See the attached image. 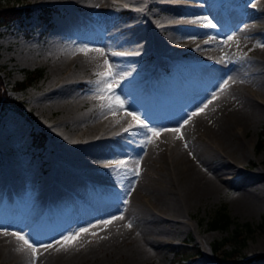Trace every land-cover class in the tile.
<instances>
[{"label":"rangeland","instance_id":"obj_1","mask_svg":"<svg viewBox=\"0 0 264 264\" xmlns=\"http://www.w3.org/2000/svg\"><path fill=\"white\" fill-rule=\"evenodd\" d=\"M77 1L78 3L73 0H2L6 4L30 6L31 11L20 19L0 26V178L11 183L13 188H21L23 194L30 197V202L41 194V205L45 207L46 218L36 221L37 223H28L24 208L19 207L17 213L10 212L0 221V231L10 236L18 233L19 236H14L19 238L25 235L34 237L36 233L34 238L37 240L33 239L34 242H39L36 244L49 239L56 243H53L56 245L53 246L56 251L69 248L76 252L74 258L71 257L72 260L67 259L69 262L65 259L63 262H53L54 264H179L172 247L184 240L190 242L189 246L196 244L199 248V254L191 258L190 264H264V255L260 256L264 254V192L260 186L264 181V136L261 134L264 110L249 120L247 125L238 123L242 125H236L237 128L233 130L236 136L233 140L241 139L243 142L245 150L242 155L226 156L229 147H226V143L218 141L214 128L202 126L192 133L191 139L211 148L204 156V167L215 165L213 168H217L225 156L227 163L235 168L234 171L225 170L218 173L220 175L215 178V189L209 195L202 194L192 198L186 196L184 181L180 176L177 178L171 173L173 163L169 161L172 154L170 159L167 150L172 146V142L170 145L166 144V154H161L159 158L154 156L147 167L140 164L136 166L131 159L132 151L143 150L146 143H149L148 139L164 140L163 132L170 130L171 122H174L172 120L179 119L181 124L184 120L189 122L190 118L187 116L190 117V112L201 110L200 103L197 102L201 99V91L196 87L198 67L195 65L196 61L189 58L190 44L196 46L198 53H208L207 61L226 68L264 53V18L257 24H252L249 20L252 25H247L251 17L264 14V0H185L198 3L196 9L200 17L204 16L216 27H208L207 30L211 33L205 34L206 32L202 31L207 27L201 26L202 29L193 32V38H190V42L188 40L189 44L184 42L183 37L172 39L166 53L156 38L166 37L165 34L169 33L168 28L173 26L174 20L170 15L173 12L160 0L148 6L147 2L143 3L142 7L134 1L108 4L106 0H88V6L84 0ZM43 7L49 8L47 17L43 15ZM108 11L111 12V20L115 24L121 25L133 19L141 20V31L144 35L140 37V43L130 39L126 42L119 37L111 38L113 41H108L106 46L107 52L109 51L107 55L101 54V44L96 43L95 46L100 48L97 49L100 55L92 59V48L83 34L87 27L95 25L94 29L105 36L108 26L100 24V27H96L95 18L101 21L103 14ZM163 18L168 25H163L162 35L157 29L161 27L158 24ZM121 31L124 32L125 28L116 32ZM150 36H153L154 42ZM229 36L232 39H228ZM205 45L208 48L203 49ZM138 51L141 54L137 55ZM113 53L127 54L125 62L119 64ZM35 67H41L42 74L33 78L25 87H17L16 82L25 76L26 69ZM64 80L66 82L62 83ZM132 82H137L138 86L144 89L143 94L118 96L119 101L123 102L121 107L117 96H112L113 91L109 89L119 90L124 83ZM59 88H62L63 98L67 97L68 102L64 101L65 99H56L55 92ZM209 91L207 93L212 95L216 89ZM74 99L75 105H71L74 108L68 111L67 105ZM230 110L226 111L227 114ZM185 112H188L187 116L184 115ZM126 113L130 118H134V113L139 119L134 118L130 125L119 122L117 126L122 128L117 131L112 130L113 128L109 131L101 130V140H89L90 142L83 143L82 147H91V144L98 140L105 142L106 148L102 144L99 154L91 156L87 150L80 148V153H83L80 161H70L71 153L68 149L71 146L68 140H64L66 137L63 133H68L67 138L70 135L78 136L81 131L98 124L104 117H108L113 123L114 118ZM140 122L161 130L154 135L144 128L147 132L146 139L142 138L136 127L130 133L133 124ZM39 133L44 134L42 142L35 141L34 136ZM60 133L62 137L58 138ZM120 135L123 145L121 142H113ZM129 143L132 145L127 147ZM113 146L118 149L114 150ZM122 147H127L130 151L122 152L119 150ZM50 175L56 176L59 185H49L44 181L42 183L41 179ZM130 177L142 180L141 191L130 201L123 200L119 193L118 199H114L115 191L120 192L123 181ZM162 177H166L168 181L175 206L182 205L179 215L169 211L161 212L154 206L158 201L153 196V188L162 181ZM168 177H171L173 184L169 182ZM81 183L86 186L80 187ZM74 186H78L80 190ZM55 187L76 194L75 198L69 197L70 204L59 211L58 217L53 215L52 206ZM247 192L254 194L257 200L252 209L243 206ZM1 194L3 195L2 189ZM124 206L134 207L137 221L148 222L152 212L157 217L156 229H159L162 237L156 250L150 253L142 252L135 234L129 233L133 236L131 237L126 233L125 240L121 237L116 241L107 236L108 231L116 225L117 220L119 221V208L123 209ZM220 206L226 208L232 223L224 229L208 227V220ZM145 207L148 212L143 211ZM58 218L60 219L55 225L50 226L52 220ZM46 219L50 221L49 225L45 223ZM245 223L251 226V230L245 229ZM24 227L32 231V234L28 232L31 236L26 234ZM81 228L86 231H80ZM68 235L74 239L65 241L63 237ZM218 242L224 244L218 247L217 252L232 249V259L221 261L216 258L212 248L213 244H219ZM0 264L12 262L0 257Z\"/></svg>","mask_w":264,"mask_h":264},{"label":"bare ground","instance_id":"obj_2","mask_svg":"<svg viewBox=\"0 0 264 264\" xmlns=\"http://www.w3.org/2000/svg\"><path fill=\"white\" fill-rule=\"evenodd\" d=\"M67 1H69V0H67ZM73 1H74V3H78L77 0H73ZM95 1H97V0H95ZM122 1H124V2L125 1H134V2H137L141 7L143 6L142 4L143 3L146 4V2H147V6L150 3L157 2V0H106V3L115 4L116 2L121 3ZM160 1L162 3H164L165 6H168L170 11L173 12L170 15L174 20L173 26H170L168 28L169 33L165 34L167 38L165 36H164V38H163V36H160V39L156 38L157 40L160 41V44H162L165 53H166V49L171 45L172 39L174 40L176 37H181V39H182V37H183L184 42H186V44H189V42L191 40L190 38L194 35L193 32H196V31L202 29L201 26L203 28H206L203 25L210 23L209 22L210 20L205 19L204 16L200 17V13H198V10L196 9V6H198V3H194L191 1H185V0H160ZM81 2H83V0H81ZM84 2H86L85 5H87V6H88V4H90L88 2V0H84ZM87 2H88V4H87ZM92 5H93V3H92ZM179 6H182V7H179ZM83 7H84V5H83ZM88 9H87V11H88ZM95 9H96V7H95ZM149 9H150V7H149ZM90 11H91V9H90ZM93 12H95V11H93ZM98 12H99V10H98ZM103 15L104 16H102L103 19H101V21L95 18V22H96V27H100L101 26L100 24H105L108 26V30H107L108 32L107 33L105 32L106 33L105 36L102 35L101 33H98L94 29L95 25L94 26L90 25V27H87V29L84 31V34H83L84 39H86V41L89 43V47L92 48V49H90L91 50L90 54L92 53V55H91L92 59L97 58L98 54L100 55L99 51L97 50L100 48L97 47L98 45L95 46L96 43L101 44V50H102V51L100 50L101 54L107 55V54H109V51L107 52L106 46H107V43L109 44L108 41H110L111 38L113 39V38L119 37V38L123 39V41L126 40V42H128L129 39L132 40L133 42L134 41L139 42V39H141L140 37L142 35H144L143 31H141V27H143V22L141 20L138 21L136 19H133V20H129L127 23L120 25V23L115 24L112 22L111 12H109V11L105 12ZM105 15H106V17H105ZM170 15H168L169 19H170ZM99 16H101V15H99ZM213 17L215 19L216 16H213ZM251 18L252 19L247 18L248 21L250 20L252 24L253 23L257 24L259 20L264 18V14L263 15L258 14L254 17H251ZM160 20L161 21L158 25L161 27L157 30H159V32L162 33V30L164 29L163 25H166L167 21L164 18L160 19ZM197 20H200L201 22H197ZM250 21H249V23H250ZM249 23L247 25H252L251 23L250 24ZM167 25H168V23H167ZM247 27H249V26H247ZM247 27H245V28H247ZM120 28H125V31L124 32L121 31L120 33H117L116 31L120 30ZM207 29H208V27L206 29H204L202 32L205 31L206 32L205 34L211 33L210 30H207ZM162 35H163V33H162ZM150 38H153V36H150ZM188 40H189V42H188ZM111 41H113V40H111ZM140 42H141V40H140ZM152 42H154V38L152 39ZM158 48H159V46H158ZM206 48H208L207 45L203 46V49H206ZM186 49H188V48H186ZM190 50L191 51H190V57L189 58L196 61L197 64H195V65H196V67H198L196 87H197L198 91H201V96H200L201 99L198 100L197 102H198V104L200 103L199 108L201 110H199L198 112L196 111L197 112L196 115H192L193 112H190V114H189L190 117L187 116L188 118H190L189 122L187 124H184V123L181 124L180 123L181 125H183V127H181V125L178 126V124L176 123V121L179 119L172 120L174 122H171L172 125H171L170 130L163 132L164 138H165L164 140L162 139L161 141H157V140H153V139H148L149 143H146V146L144 147V149L143 150H135L134 149L132 151V158L130 157L132 159L133 164L135 163L136 166H137V164H140V166L142 165V166L147 167V165L151 162V160H153L152 158L154 156H155V158H159L158 156H162L161 154H163V156H164L166 154V151L164 150L166 147V144L169 143V145H170V142H172V146H170L169 150H167V151H169L168 152L169 158L171 157V154H172V159L170 158L171 161H169V163L170 162L173 163L171 173H174V175L177 176V178H178V176H180L181 179L184 181L183 186H184V190L186 191V196L188 198L189 197H191V198L192 197H198L202 194H204V195L208 194L209 195L215 189V178H219L220 174L218 175V173H220V171L228 170L230 172V171L235 170V168H233V166H231L230 164L227 163V159H226L227 157H225V156H224V159L222 160V162H220L216 166L217 168H213L215 165H209L207 167H204L205 166V157L204 156L209 150H211V148H208L209 146L207 147V146H204V144H200L199 142L194 141L193 138L191 139L192 133L195 132L196 130L200 129V127H202V126L207 127V128H212V129L214 128L213 130L216 133V137H217L218 141L226 143L227 144L226 147H229V153L227 152L226 156L233 157L234 154H241L242 155V151L245 150L243 147V142L241 139H237L238 141L233 140L234 138H236L235 134L233 133V130H235L237 128L236 125L237 126H241L242 124L247 125L249 120H252L253 118L257 117L264 110V53H262L261 55L258 54V56L256 58L255 57L254 58H250V57L246 58L244 61L226 68V67L215 65V64L207 61L209 54L205 53V52L202 53L201 51L198 53L196 50V46L193 45V43L190 44ZM169 52H171V50ZM126 56H127V54L126 55H120V56L119 55H117V56L113 55V57H116V59L119 61V64H123L125 62L124 59L127 58ZM88 61H89V59H88ZM81 63H82V61H81ZM107 64L105 63V65H107ZM103 65H104V62H103ZM123 67H127V66H123ZM121 76H122V74H121ZM123 80H124V78H123ZM61 82L62 83L66 82V80L61 81ZM113 83H115V82H113ZM214 88L216 89V91H214L212 95H209L210 93H207V92L211 89H214ZM59 89H61V90H59ZM59 89H57L55 92V95H57L56 99H58V100L65 99L64 101L68 102L67 97L63 98L64 94H63L62 88H59ZM143 90L141 89V87L138 86L137 82H132L131 84L130 83H124L119 90L116 89L115 91L111 92L112 93L111 95L114 97L115 96L118 97L120 95L128 96L127 94H136V96H137V95L143 94ZM203 92H204V94L202 95ZM74 102H75V99L72 100V103L70 105H67L68 111H70L71 109L74 108L71 106V105H75ZM227 110H230L229 114H227V112H228ZM68 111L66 110V112H68ZM120 116L119 117L117 116L116 118H114L113 123L111 122V120L108 117H104V119H102L101 122H99L98 124H95L92 127L90 126L86 130L81 131V133L78 136L70 135L67 138L68 133H63L64 137H66V139H64V140H68V142H69L68 144L71 146L68 149V151L71 153V155L69 156L70 161L71 162L74 161L75 163H76V161H80L81 155H83V153H80L81 149L87 150V152L90 154V156L92 154L98 155L99 151H101L99 149L102 146V144H104V146L106 148L105 142L104 143L98 142V140H101L100 138L102 137L101 136V132H102L101 130L105 131V129H107L109 131L113 128L112 130L117 131V130H120V128H122V127L119 128L117 126V124H119V122H122L125 125H128V124L130 125L135 120L133 117L130 118L128 113L123 114V116H121V117ZM143 123H145V122H143ZM238 123H242V124L238 125ZM135 124H133L132 128H130L131 129L130 133H132V130L136 127L138 129L139 133L141 134L142 138L146 139L147 138V134H146L147 132L145 131V129L143 127H141L140 124H138V123H135ZM168 124H170V123H168ZM107 125H109V127ZM176 129H179V131H176ZM121 130H124V129H121ZM59 136L62 137V134L60 133L57 137L60 138ZM98 136H100V137L98 138ZM124 138H126V137H124ZM94 139L95 140L98 139V140L95 141L94 144H91V147H86V148L82 147L83 143L90 142L89 140H94ZM126 140H128V139L126 138ZM113 142L114 143H118V142L120 143L121 142V135L119 137L117 136L115 138V140H113ZM206 142H204V143H206ZM228 142L232 143V144H229ZM123 143L121 145H123ZM130 144L131 143H129L127 147H129ZM113 147H114V150L118 149V147H115V146H113ZM127 147L125 149L123 147H122V149L119 148V150H121L122 152L128 151L129 149H127ZM111 152H112V150H111ZM109 153H110V151H109ZM130 156H131V154H130ZM94 158H95V156H94ZM125 162H127V161L125 160ZM158 164H159V162H158ZM128 165H130V164H128ZM129 168H130V166H129ZM132 169H134V168H132ZM133 171L134 170H132V172ZM135 171H137V170H135ZM209 171H212V173H210ZM134 176L137 177L138 175H134ZM67 178H69V176ZM139 178H140V176H139ZM168 178H169V182L171 184H173L171 177H168ZM1 179L2 178H0V189L3 190V195L2 194L0 195V221H2L4 219V217H6L8 214H10V212L11 213L12 212L17 213L16 211H17V209H19V207L24 208L23 210L26 212L25 217L27 218L28 223L33 222V221L36 222V221L44 220V218H46V217H44V213L46 212V211L44 212L45 207H44V205L43 206L41 205V203H42L41 202V194L37 195L36 196L37 198H34L30 202V200H29L30 197L25 196L23 194V191L21 190V188L20 189L13 188L11 183H7L6 181L4 182V180H1ZM247 179H249V178H247ZM41 180H42V183L48 182L49 185L50 184L59 185L58 184L59 180L56 179V176L54 177L53 175L46 176V177L42 178ZM161 180L166 181V182L163 183L162 181H160V183L158 185H156V187L153 188V193H154L153 196H155V199L158 201V203L154 206L156 207V209L160 210L161 212L162 211L163 212L169 211V212H172L174 215H179L180 212L182 211V205L179 204V205L175 206L174 197L172 196V194L170 192V188L167 185L168 181H167L166 177H162ZM141 181H139V179L135 180L134 178H131V177L128 179H125L123 181V188H121L119 190L120 192L115 191L113 198L118 199V193H119L122 195L123 200L125 199V201H130L131 198L135 194H137L138 192L141 191V184H140ZM39 185H41V184H39ZM85 186H86V184H84V183H81V185H80V187H82V188H84ZM260 186H261V190L264 192V181H262L260 183ZM174 187H172V188H174ZM75 188L77 190H80V188L78 186H76ZM45 190H46V188H45ZM55 190H56V192L54 191L52 193V195L54 196L53 200H52V206L54 207L53 215L55 214V216L58 217L59 211L61 212V210L64 209L65 205L70 204L69 197L75 198L76 194L74 195V193H69V192L65 191V189L58 188V187H55ZM72 191H74V190H72ZM142 204L145 205V203H142ZM256 204H257V200L255 199L254 194L247 192V194L245 195L243 206H245L249 209H252L256 206ZM124 207L125 208H123V209L119 208L120 209V212H119L120 218L117 217V218H119V221L117 220L116 225L114 227H112L108 231V233L106 232L107 236L111 238V239L110 238L109 239L112 241L119 240L121 237L124 239L127 237L125 235L126 233L127 234L131 233V234H135V238H136L137 242L139 241L138 242V244L140 246L139 248L142 250V252H144V253L149 252L150 253V251L156 250L158 245L161 243L160 241H161V237H162V235L160 236V234L158 232L159 229L158 228L156 229V227H158L156 225L157 224V217L152 212L150 214L148 213L150 215V220L148 222L137 221L136 220V210L134 209V207H131V206H124ZM140 210H141V208H140ZM143 211L148 212L147 207L143 208ZM165 214L167 215V212ZM117 216H118V213H117ZM59 219L60 218L52 220L50 226H54L55 223L57 222V220H59ZM45 223L47 225H49L50 221L47 220V222L45 221ZM33 224H35V223H33ZM95 224H96V222H95ZM22 227H23V225H22ZM24 229H25V227H24ZM25 230H26V234H28V235H30L29 233L32 234V231L28 230V228ZM25 230H23V231H25ZM0 232H2V231H0ZM20 234H22V233H20ZM42 234H44V233H42ZM36 235L37 234L35 233V235H33V236L36 237ZM15 236H14V234H13V236H10L8 234H4L3 232L0 233V257H1V259L9 260V262H12V264H54L53 262H58V261L63 262V261H65V259L70 260L69 258L73 257L74 254L76 253L73 251V249L71 250L69 248L60 249L59 251H56L55 250L56 249L55 248L56 243L53 240L48 239V241H42V243L36 244L39 242H34V240H37V239L32 237L31 235H30L31 237H26V235H25L26 238L24 237V239H21L19 237H15ZM17 236H19V235H17ZM131 237H133V236H131ZM41 238H43V237H41ZM25 240H27V243H25ZM57 241H59V240H57ZM50 242H52V243H50ZM53 243H55V244H53ZM46 244L51 245V247H46ZM35 245H37V246L39 245V247H37V246L34 247ZM40 245H44L45 247L42 246L43 247L42 248V247H40ZM86 245H85V247H86ZM91 245H93V244H91ZM53 246H55V247L53 248ZM104 246H105V244H104ZM33 248H35V253H33ZM80 253H82V252H80ZM88 253H89V251H88ZM77 255H75V256H77ZM77 257H79V256H77ZM71 260H72V258H71ZM73 261H74V259H73ZM59 264H61V263H59Z\"/></svg>","mask_w":264,"mask_h":264},{"label":"trees","instance_id":"obj_3","mask_svg":"<svg viewBox=\"0 0 264 264\" xmlns=\"http://www.w3.org/2000/svg\"><path fill=\"white\" fill-rule=\"evenodd\" d=\"M49 8L43 7V15L47 17V12ZM31 7L27 5H16V4H6L3 3L2 0H0V26L3 24H9L15 19H20L23 15L30 13ZM42 68L41 67H35V68H27L25 76L16 82L17 87H25L28 83L31 82V80L35 77L40 76L42 74ZM262 136H264V125L262 126ZM35 141L42 142L44 139V134L39 133L35 134L34 136ZM264 139V137H262ZM232 218L226 211V208L224 206H220L216 212L213 214L210 220H208L207 224L210 228H220L224 229L227 228L230 223H232ZM245 229L251 230V226L248 223L244 224ZM188 240H184L183 242H180L172 247V250L174 252V255H176V259L179 264H190L191 258H193L196 254H199V248L197 245L189 246ZM219 243V242H218ZM224 242H220L219 244L214 243L213 244V252L217 259L219 260H225L227 258L232 259L230 257L234 256V253L232 252V249L225 250L224 252H217L218 247L223 245ZM264 254H260V256H263ZM178 256L180 259H178ZM175 257V256H174ZM185 260L189 261L186 262Z\"/></svg>","mask_w":264,"mask_h":264},{"label":"snow or ice","instance_id":"obj_4","mask_svg":"<svg viewBox=\"0 0 264 264\" xmlns=\"http://www.w3.org/2000/svg\"><path fill=\"white\" fill-rule=\"evenodd\" d=\"M203 26H205V27H216V25H215V24H212V23H208V24L203 25ZM228 39H232V37L229 36ZM140 47L142 48L143 45H141ZM101 51H102V50H101ZM136 54L139 55V54H141V52L138 51ZM113 55H122V53H113ZM110 78H111V77H110ZM97 83H99V82H97ZM225 83H226V82H225ZM121 86H122V85H121ZM109 90H110V91H115V89H111V88H110ZM117 100L119 101V97H117ZM119 103H120V106L123 107V102H122V101H119ZM196 114H197L196 112H193V113H192V115H196ZM133 115H134V118H135V119H137V120L139 119L138 117H135V114H134V113H133ZM184 115L187 116L188 113L185 112ZM181 119H183V117H181ZM176 123L179 124L180 121L177 120ZM187 123H188V121H187V120H184V124H187ZM140 126L143 127V128H146L149 132L153 133L154 135L158 134L159 131L161 130V129H158L157 127H149L148 124L143 123V122H140ZM181 127H183V125H181ZM176 131H179V129H176ZM137 174H138V173H137ZM105 223H107V221H105ZM80 231L83 232V231H86V229L81 228ZM14 235H19V234H18V233H14ZM20 238H21V239H24L23 236H21ZM63 239H64L65 241H68V240L74 239V237L71 236V235H68V236H64ZM25 243H27V240H25ZM42 246H43V245H42ZM46 247H51V245H47ZM33 253H35V248H33Z\"/></svg>","mask_w":264,"mask_h":264}]
</instances>
